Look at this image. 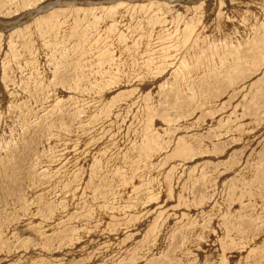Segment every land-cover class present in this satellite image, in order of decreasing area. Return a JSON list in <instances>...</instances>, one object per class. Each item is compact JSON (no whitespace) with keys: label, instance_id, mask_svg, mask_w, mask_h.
<instances>
[{"label":"rangeland","instance_id":"obj_1","mask_svg":"<svg viewBox=\"0 0 264 264\" xmlns=\"http://www.w3.org/2000/svg\"><path fill=\"white\" fill-rule=\"evenodd\" d=\"M0 264H264V0H0Z\"/></svg>","mask_w":264,"mask_h":264},{"label":"bare ground","instance_id":"obj_2","mask_svg":"<svg viewBox=\"0 0 264 264\" xmlns=\"http://www.w3.org/2000/svg\"><path fill=\"white\" fill-rule=\"evenodd\" d=\"M46 7H48V6H45L44 8H46ZM19 23L17 22V23H14V26H17Z\"/></svg>","mask_w":264,"mask_h":264}]
</instances>
